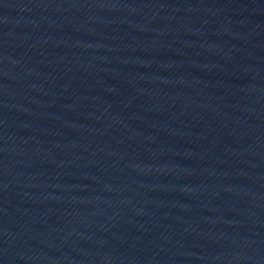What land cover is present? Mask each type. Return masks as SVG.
I'll return each mask as SVG.
<instances>
[{
	"label": "water",
	"instance_id": "95a60500",
	"mask_svg": "<svg viewBox=\"0 0 264 264\" xmlns=\"http://www.w3.org/2000/svg\"><path fill=\"white\" fill-rule=\"evenodd\" d=\"M0 264H264V0H0Z\"/></svg>",
	"mask_w": 264,
	"mask_h": 264
}]
</instances>
